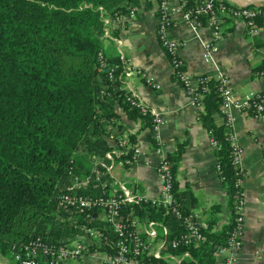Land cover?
<instances>
[{
	"label": "trees",
	"instance_id": "16d2710c",
	"mask_svg": "<svg viewBox=\"0 0 264 264\" xmlns=\"http://www.w3.org/2000/svg\"><path fill=\"white\" fill-rule=\"evenodd\" d=\"M132 1L0 0L1 256L8 257L12 245L36 236L59 241L75 232L69 221L57 219L55 199L71 180L70 167L75 175H89L93 158L111 149L107 124L113 113L104 110L110 100L118 101L130 119L141 118L142 127H151L152 116L132 107L128 93L115 89L120 78L111 81L98 70L103 17L124 10ZM109 62L120 64L119 76L120 61ZM262 71L264 65L257 72ZM205 84L207 90L198 88L203 106L198 119L217 142L218 174L232 209L239 173L231 162L225 127L215 123L221 104L217 83L210 77ZM130 139L135 143V134ZM182 152L180 144L168 156L174 171ZM173 194L181 210L189 212L193 199L177 181ZM218 211L219 205L211 207L199 246L169 249L177 257L188 252L177 264H216V249L226 244L232 226L229 222L213 230ZM135 213L160 221L167 239L183 232L177 217L163 215L158 208L145 204L136 206Z\"/></svg>",
	"mask_w": 264,
	"mask_h": 264
},
{
	"label": "built area",
	"instance_id": "2783aa9c",
	"mask_svg": "<svg viewBox=\"0 0 264 264\" xmlns=\"http://www.w3.org/2000/svg\"><path fill=\"white\" fill-rule=\"evenodd\" d=\"M155 3L158 40L169 58L174 76L191 98V103L202 109L199 99L202 91L209 88L205 81L212 77L217 83L221 97L220 114L224 117L227 140L231 147V162L239 176L235 182L238 193L231 210L232 226L226 244L219 246L215 253L224 255L218 264H233L243 245L245 201L242 189V148L231 130L232 117L228 109L234 106L264 119V92L250 91L239 97L228 75L220 71L215 76L193 77L187 72L185 62L179 55L182 42L170 38L168 31L179 21L190 24L193 29H209V39L202 42V58L205 62H213L219 49L218 43L225 34L226 22L242 20L249 34L264 32V8L228 0H155ZM135 13L136 9L129 4L124 10L105 15L103 37L109 36L119 43L115 32L123 28L127 15L133 16ZM118 60L122 65L119 76L116 71L120 64L110 63L100 50L97 54L98 70L104 72L111 81L134 77L155 90L160 88L152 76L142 68L133 66L127 57L120 54ZM257 74L264 75V71ZM199 87L202 91L198 90ZM126 100L142 114L152 116V148L158 156L155 166L160 185L158 197L150 198L137 184L128 186L113 175L115 168H128L138 161V154L128 133L112 131L107 124L108 143L109 140L113 141L111 149L103 156L93 158L89 175H75L70 167L71 182L55 199L57 219L69 221L75 232L59 241L36 236L21 245H12L9 256L3 258L5 260L1 264H68L70 260L88 254L99 256L105 264H170L171 261L177 264V256L171 255L169 249L197 247L205 240L200 213H184L173 194L176 173L160 138V128L165 119L161 113L149 109L134 92L128 93ZM210 143L217 148L214 138L211 137ZM91 174L93 177L90 182ZM145 204L160 209L163 215L177 217L183 225V232L167 239V228L160 221L135 213L136 206ZM186 255L187 251L183 256Z\"/></svg>",
	"mask_w": 264,
	"mask_h": 264
},
{
	"label": "crops",
	"instance_id": "0c3cea01",
	"mask_svg": "<svg viewBox=\"0 0 264 264\" xmlns=\"http://www.w3.org/2000/svg\"><path fill=\"white\" fill-rule=\"evenodd\" d=\"M237 4H255L264 8V0H228ZM136 9L133 16H126L124 26L115 33L116 43L109 36L102 40V51L107 60L127 57L131 64L142 68L160 85L158 90L137 78H121L115 87L126 93L134 92L151 110L165 119L160 128V138L166 155L176 153L180 144L183 152L177 161L176 181L179 189L190 193L193 201L190 211L200 213L203 227H208L211 207L219 205L217 222L213 230L229 223L232 209L228 204L226 187L218 174L215 148L210 143L209 130L198 119L200 109L191 103L185 89L174 76L169 58L157 37V12L155 0H133ZM170 38L182 42L179 55L187 72L215 76L223 72L237 96L247 92H264V75L257 71L264 65V32L249 34L242 20H228L225 34L218 43L219 49L213 62L202 58V42L210 37L209 29H193L190 24L179 21L168 31ZM109 97L110 95L106 96ZM104 110L112 112L108 125L112 131L135 134L134 148L138 161L126 169L122 181L128 186L137 184L150 198L160 192L155 166L158 156L152 148L153 131L142 127L141 118L130 119L118 101L110 100ZM232 117L231 130L242 148L241 168L244 171L242 189L245 201V229L242 249L233 264H264V119L229 106ZM215 123L224 125V117L215 115ZM110 146L113 141L109 140ZM115 169H121L119 167ZM168 252V251H167ZM169 253V252H168ZM172 255V254H171ZM176 257L181 262L183 257ZM218 264L224 255L215 253ZM68 264H105L93 254L70 260ZM170 264H176L171 261Z\"/></svg>",
	"mask_w": 264,
	"mask_h": 264
},
{
	"label": "rangeland",
	"instance_id": "374dc122",
	"mask_svg": "<svg viewBox=\"0 0 264 264\" xmlns=\"http://www.w3.org/2000/svg\"><path fill=\"white\" fill-rule=\"evenodd\" d=\"M125 170H126V169H123V168H121V169H119V170H118V169H115L113 175H114L116 178H119L120 180H122V179H123V175H124ZM70 182H71V180L69 179V184H70ZM69 184H68V185H65L64 189H66V188L69 186ZM62 221H63V220H62ZM3 258H5V257H3V256L0 255V264H1V263H4V260H5V259H3Z\"/></svg>",
	"mask_w": 264,
	"mask_h": 264
},
{
	"label": "water",
	"instance_id": "95a60500",
	"mask_svg": "<svg viewBox=\"0 0 264 264\" xmlns=\"http://www.w3.org/2000/svg\"><path fill=\"white\" fill-rule=\"evenodd\" d=\"M92 177H93V174H91V176H90V178H89V181L91 182V180H92Z\"/></svg>",
	"mask_w": 264,
	"mask_h": 264
}]
</instances>
